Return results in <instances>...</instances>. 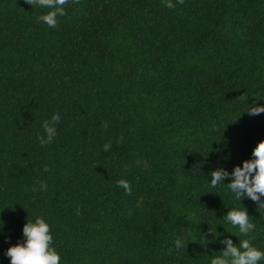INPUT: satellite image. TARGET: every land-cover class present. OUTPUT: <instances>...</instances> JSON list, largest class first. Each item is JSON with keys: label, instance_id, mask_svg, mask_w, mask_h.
Returning a JSON list of instances; mask_svg holds the SVG:
<instances>
[{"label": "trees", "instance_id": "trees-1", "mask_svg": "<svg viewBox=\"0 0 264 264\" xmlns=\"http://www.w3.org/2000/svg\"><path fill=\"white\" fill-rule=\"evenodd\" d=\"M171 2L69 0L51 28L50 9L0 0V264L37 216L61 264H211L227 239L264 250V207L210 183L264 141V114L246 112L264 104V0ZM237 207L249 236L225 219Z\"/></svg>", "mask_w": 264, "mask_h": 264}, {"label": "clouds", "instance_id": "clouds-1", "mask_svg": "<svg viewBox=\"0 0 264 264\" xmlns=\"http://www.w3.org/2000/svg\"><path fill=\"white\" fill-rule=\"evenodd\" d=\"M69 0H27V3L36 4L40 8L50 9L46 14L39 17V20L51 28L57 26V17L66 14L65 5ZM182 2V0H178ZM173 8L171 0L166 5ZM247 114L257 116L264 114V104L253 103L247 109ZM59 114H54L52 123L46 122L43 127L45 136H40L41 145H47L52 142L56 134V128L53 124H58ZM105 151L111 146L105 145ZM225 179L231 182L227 184L235 200L250 199L253 203L264 207V141H261L252 151V158L242 162V166H236L231 172L219 168L211 173V186L214 188L218 184H223ZM119 187L125 191H130V185L127 181L121 180ZM41 189L46 185L41 184ZM226 221L239 229L242 236H249L254 232L256 225L250 220V216L245 207H237L230 210ZM4 224L0 225V235H3ZM22 242H17L7 248L5 255L9 259V264H61V256L53 247V235L50 224L44 217L37 216L34 221H28L22 228ZM225 249L211 260V264H261L264 262V250L255 246L250 239L239 241L234 245L232 239L223 241ZM174 247L180 250L184 247V241L177 238L174 241Z\"/></svg>", "mask_w": 264, "mask_h": 264}]
</instances>
